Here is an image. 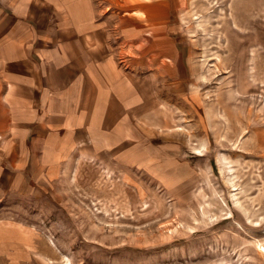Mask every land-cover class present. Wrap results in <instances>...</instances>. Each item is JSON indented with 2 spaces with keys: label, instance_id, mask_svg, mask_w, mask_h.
Listing matches in <instances>:
<instances>
[{
  "label": "rangeland",
  "instance_id": "374dc122",
  "mask_svg": "<svg viewBox=\"0 0 264 264\" xmlns=\"http://www.w3.org/2000/svg\"><path fill=\"white\" fill-rule=\"evenodd\" d=\"M101 1L115 34L168 28L186 90L145 168L78 149L49 155L41 193L0 186V264H264V0Z\"/></svg>",
  "mask_w": 264,
  "mask_h": 264
},
{
  "label": "crops",
  "instance_id": "0c3cea01",
  "mask_svg": "<svg viewBox=\"0 0 264 264\" xmlns=\"http://www.w3.org/2000/svg\"><path fill=\"white\" fill-rule=\"evenodd\" d=\"M100 3L0 0V186L41 193L49 181L34 173L49 170V155L78 149L127 169L154 162V115L165 92L186 90L185 51L143 20L115 34Z\"/></svg>",
  "mask_w": 264,
  "mask_h": 264
}]
</instances>
